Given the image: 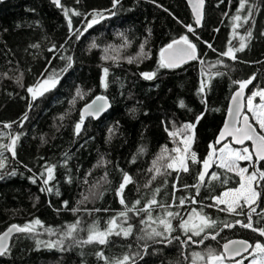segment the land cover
Masks as SVG:
<instances>
[{
  "label": "trees",
  "instance_id": "16d2710c",
  "mask_svg": "<svg viewBox=\"0 0 264 264\" xmlns=\"http://www.w3.org/2000/svg\"><path fill=\"white\" fill-rule=\"evenodd\" d=\"M239 5L240 0H204L196 28L184 0H119L115 7L113 0H59V5L48 0L0 1V144L19 137L15 156L0 149L5 163L0 169V233L13 223L41 221L35 232L10 239L0 264H115L125 255L134 264H193V253H200L205 260L199 264L205 263L209 250L222 253V243L230 238L264 244L258 232L235 223H246V215L221 211L214 204V197L239 184L235 173L212 165L198 193L194 187L210 145L218 147L215 138L237 82L251 80L247 95L264 89V0H247L239 11L241 19L235 21ZM97 12L105 19L87 28ZM182 36L196 45L197 58L175 68L161 67L160 50ZM122 42L127 43L122 48L125 58L107 60L105 46ZM241 42L245 47L234 52L235 59L222 55ZM61 57L72 58V67L63 73L68 61ZM53 71L61 73L58 86L33 101L27 89ZM144 73L155 75L146 79ZM98 94L107 97L108 111L96 120L86 119L76 133L80 107ZM185 129L193 137L190 151L198 162L189 159L188 172L165 169L161 161L162 174L149 171L165 148L179 143ZM49 166L53 178L45 185ZM257 167L264 170V161ZM213 172L217 179H212ZM125 174L132 183L124 188L121 204L117 190ZM258 190L262 196L253 225L264 227V188ZM153 197L157 204L150 211H129L126 222L119 216L134 205L144 208ZM180 198H185L184 205ZM193 210L216 225L199 236L185 233L179 225ZM168 211L179 215L167 217ZM113 218L123 228L130 224L132 233L116 235L118 227L104 245L82 243L92 226L105 231ZM162 218L171 220V234L140 239L153 228L163 231ZM77 221L73 236L65 238ZM169 235L179 239L169 243ZM188 236L192 241L184 243ZM49 242L56 246L46 247Z\"/></svg>",
  "mask_w": 264,
  "mask_h": 264
},
{
  "label": "snow or ice",
  "instance_id": "6c2138e0",
  "mask_svg": "<svg viewBox=\"0 0 264 264\" xmlns=\"http://www.w3.org/2000/svg\"><path fill=\"white\" fill-rule=\"evenodd\" d=\"M55 2L59 5V0H55ZM204 0H196V4L194 5V12L196 13V21L200 22L202 18V13L200 9L202 8ZM247 0H240V5L238 9V14L233 17L235 21H239L241 16L239 15V11L245 8ZM119 3V0H113V6ZM65 15L68 16V10L65 9ZM75 15H80V13L75 12ZM113 15L115 13H112ZM249 15H251V9H249ZM105 19V16L102 13H94L93 18L88 22L87 28H91L94 24L99 23L101 20ZM247 21V17L244 18ZM69 26L71 27V19L68 21ZM238 26V25H234ZM87 28L85 31H87ZM189 30L191 31V27L189 26ZM80 33L79 35H82ZM250 35V33H249ZM79 38V36H77ZM93 47L96 45L93 44ZM245 47V44L241 42L240 47L237 49H233L229 47V49L222 53L224 56H229L232 59H235L234 52L242 51ZM141 51L143 52V46H141ZM196 57V45L191 43L187 36L180 37L179 40H173L170 44L166 46V48L161 50V59L160 66L165 68H175L180 64L185 63L187 60H195ZM61 59H67L68 63L64 69L61 70V73L66 72L69 68L72 67V58L71 57H61ZM131 62V59H129ZM61 73H56L53 71L51 74L47 75L42 81H38L35 86L29 87L27 90L31 94V98L33 101L37 100L39 97H43L46 93L55 89L59 82ZM108 69H104L105 79L102 80L104 86H107L106 77H107ZM146 79H152L155 73H144L143 74ZM239 83V91L235 93L233 96V105L229 109L230 120L224 126V129L220 132V140L225 139L226 137H232L237 144H244L245 141H251L253 145L254 151H250L248 147H244L242 149H234L229 146V144H224L222 148L219 149V155L217 156V150L214 145H210L211 151L207 158L202 161L203 170H201L198 174V183L194 185L199 192L200 184H203L205 181V176L208 175V169L212 166L213 163H219V167L226 169L228 172H235L240 177L239 187L228 189L222 193L220 196H216L213 199L216 201L217 205H226V208L221 209V211H227L236 215H246L247 222H243L241 220H237L235 223L239 224L241 227L251 229L254 232H258L260 236L264 237V227H254L253 225V215L257 214V202L262 196V192L258 189L264 188V170H261L257 165L264 161V135H261L257 132L256 128L249 122L248 115L244 114L241 120L242 111L245 107L244 104L240 102V99L243 95V90L245 87L251 83V80L240 81ZM201 91H203V85L201 87ZM77 96L83 98V93H81L80 89H77ZM260 98V104L254 105L253 99L255 97ZM74 102V101H73ZM31 106V105H30ZM107 99L103 96L96 97L90 104H87L81 113V120L76 124V131L79 133L81 126L83 124L85 115L99 116L105 109L108 107ZM247 109L249 112L253 114V117L256 120V123L259 125L260 129H264V89L252 92L251 96L247 97ZM25 119H27V115H25ZM200 119L199 117L197 118ZM5 127H10V125H6ZM186 129L194 128V125H186ZM177 133H172V135H176ZM19 137L11 138L10 144H0V149H6L12 152V155L15 156V145ZM193 140L192 136H187L183 140L184 149L181 151L180 149H173V152L178 153L175 156L169 155L167 157V161L164 165L165 169H172L174 171H183L188 172V160L191 159L193 163H197V156L195 152L190 151V145ZM217 141V143L220 142ZM167 149L165 148L161 155L157 157L156 160L153 161V168L149 171H155L157 174L161 173V167L158 166L159 161L165 159V153H167ZM253 156H255V161H253ZM239 161H249L250 166L253 169L249 173V169L246 167H240ZM5 167L3 154L0 153V169ZM47 172V179H44L43 183L47 185L50 180H52L53 176V166H49L45 170ZM15 174V173H13ZM212 179H217V174L213 172L211 174ZM155 179V177H153ZM35 179H33V183H35ZM129 183H132V177L125 174L123 178V182L120 185V188L117 190V194L120 195V203L124 204L123 198V190ZM187 187V186H186ZM41 191H52L50 188H42ZM157 192L159 189L156 190ZM59 195V192L56 193ZM67 202H65L66 204ZM140 201H137L136 204H139ZM180 205L185 204V198L179 199ZM157 201L155 197L149 200L148 203L142 209H136L135 205L132 209L126 208L125 211L119 213L121 218H124L125 222L128 219L129 211H150L153 205H156ZM247 210V211H245ZM74 211H76L74 209ZM167 217L178 216L179 213H173L171 211L167 212ZM151 220V215L148 217ZM144 223V221H141ZM159 223L164 226L163 231H157L155 228L151 230V232H147L144 236H141L140 239L154 240L156 237H163L165 233L171 234L174 231L171 220L167 218H162L159 220ZM41 221L36 219L29 224L24 226L11 225L8 230L0 235V256L7 255L9 252V246L7 244V240L11 233H33L36 230V226L40 225ZM77 224L70 225L67 232L64 234L65 238L72 237L74 231L77 229ZM216 225V221L211 220L206 215L196 212L193 210V215L188 220H182L179 227L184 230L185 233L191 232L193 235L199 236L202 232L207 228H212ZM120 228L119 231H115L116 228ZM224 227H233L232 224H225ZM50 233L53 231L52 229H47ZM115 231L116 235H124L129 236L132 233V226L129 224L127 228H123L117 224L116 218H113L109 222V227L105 231L98 230L95 226H92L89 229V235L87 240L82 243H99L104 245L107 243V237ZM215 238L214 236L212 237ZM169 243H171L172 239H179V237H171L170 235L166 237ZM192 241V236L187 237V243ZM203 241H200L202 243ZM40 241H37V246L39 247ZM57 243H63V240L58 241ZM46 247H55L56 244L49 242L45 245ZM147 245L145 244V249ZM252 249L256 254L257 259H253L251 264H264V244L260 242H256L255 245H251L248 241L244 240H230L226 244H224L222 253H216L213 250H209L206 257V264H225V260L240 256L243 252H247L249 249ZM99 256L103 257V253H98ZM194 259L193 264H197V261H204L205 256L200 253H193ZM132 261V257L129 255H125L121 260L115 262V264H129ZM134 264V261H132ZM236 264H242V261H237Z\"/></svg>",
  "mask_w": 264,
  "mask_h": 264
},
{
  "label": "rangeland",
  "instance_id": "374dc122",
  "mask_svg": "<svg viewBox=\"0 0 264 264\" xmlns=\"http://www.w3.org/2000/svg\"><path fill=\"white\" fill-rule=\"evenodd\" d=\"M126 44H127V43H125V42H122V43H120V44H113V45H109V44H107V45L105 46L107 50H106V52H104V53H105V54H104V57H105L107 60H111V61H119V60H121V59L125 56V54H124L125 51L122 50V48H123ZM137 56H138V54H137ZM132 57H134V56H132ZM124 58H125V57H124ZM126 58H129V56H126ZM252 92H255V91H251V92H249L248 95L246 96V99H245V113H246L248 116H250V117L252 118L253 122L257 125V127L259 128V130H260L262 133H264V129H260L259 125L256 123L255 118L253 117V114H252L251 112H249L248 109H247V107H246V105H247V97L251 96ZM253 103H254V105H257V106H258V105L260 104V98H259L258 96L255 97V98L253 99ZM183 133H184L183 135H180V136H179V138H180L179 143H178V141H175V143L173 144L172 147H170V148H166L168 151H167V153H165V159H164V160H161L162 164H164L165 162H168V161H167V157H168L169 155L175 156V155L178 154V153L173 152V149H180L181 151L184 149V143H183V140L185 139L186 135H187V136H191V133H190V130H186V129L184 130ZM224 144H229V146H230L231 148H234V149H242V148H244V147H248L249 150L251 151L250 146L247 145V144H243L242 146L236 147V146H233L229 141H226V142L223 143L222 145H219L218 147H216V150H217L216 155H217V156L219 155V149L222 148V147L224 146ZM210 151H211V149H209L206 158L208 157ZM162 164H161V165H162ZM161 165H158V166H161ZM212 165L219 166V163H218V161H217V162L213 163ZM239 165H240V167H246V168H248V169H249V173L252 171V168H251V166H250V162H249V161H239ZM223 169H224V168H223ZM202 170H203V164H202ZM233 173H235V172H233ZM235 174H236V173H235ZM236 175H237V174H236ZM237 176H238V175H237ZM238 177H239V176H238ZM239 179H240V177H239ZM239 182H240V181H239ZM237 187H239V184H238L236 187H234V188H237ZM229 189H232V188H229ZM226 190H228V189H226ZM226 190L222 191V192L220 193V195H222V193L225 192ZM220 195H219V196H220ZM213 201H214V204H215L216 207H218V208H222V209H223V208H226V205H217V204H216V201H215L214 199H213ZM191 217H192V216H191ZM188 219H190V217H188ZM254 245H255V243L253 244V246H254ZM246 256H249V258H248L247 260L245 259ZM244 259H245V260H244ZM253 259H257V256H256V254L253 252V250L251 249L250 252H249L248 254H246L245 256H242L241 258H239V259H237V260H234V261H226V260H225V264H236L237 261H242V264H251V261H252ZM199 264H206V261H205V263L202 262V263H199Z\"/></svg>",
  "mask_w": 264,
  "mask_h": 264
},
{
  "label": "water",
  "instance_id": "95a60500",
  "mask_svg": "<svg viewBox=\"0 0 264 264\" xmlns=\"http://www.w3.org/2000/svg\"><path fill=\"white\" fill-rule=\"evenodd\" d=\"M0 1H1V2H5V1H9V0H0ZM48 1H49L51 4L57 5V3L55 2V0H48ZM184 1H185V3H186V6H187V8H188L190 14H191V17H192V19H193V23H194L195 27H196V28H199L200 25H201L202 18H201L200 22L197 23V21H196V13H195L194 10H193L194 5L196 4V0H184ZM203 7H204V2H203V5H202V8L200 9V11H201V13H202V16H203ZM190 27H191V26H190ZM187 28H188V30H189V26H188ZM191 29H192V27H191ZM177 40H179V39H177ZM169 44H170V43H169ZM166 46H167V45H166ZM166 46H164L162 49L166 48ZM162 49H161V50H162ZM161 50H160V53H159L160 59H161ZM196 57H197V50H196ZM191 61H193V60H187L185 63H188V62H191ZM185 63H182V64H180L179 66H181V65H183V64H185ZM237 91H239V88L235 89V90L232 92V94L230 95V98H229V100H228L227 109H226V113H225V116H224V119H223V123H222V125H221V127H220V129H219V131H218V133H217V135H216V138H215V143H216L218 146H219V145H222V144L225 143L226 141H229L233 146H236V147H239V146H242V145H243V144H237V143L234 141V139H233L232 137H226L225 139L220 140V132L224 129L225 124H226L227 122H229V120L231 119V118H230V115H229V109H230L231 107H234L232 98H233V96L235 95V93H236ZM246 95H247V92H246V89H244V90H243V95H242V97H241V99H240V102H241L242 104H244V105H245ZM98 96H103V97H105V98L107 99L106 96H104V95H102V94H98V95H95L90 101H88L87 103L83 104V105L80 107L79 112H78V113H79V122H80V120H81V113H82V110L85 108V106H86L87 104H90V103H91L93 100H95L96 97H98ZM107 103H108V105H109V101H108V99H107ZM109 107H110V105H109V106L105 109V111H103L98 117H97V116H92V115H85V116H84L83 123H84V121H85L86 119H88V118H91V119H93V120L98 119V118L101 117L106 111H108ZM244 108H245V107H244ZM244 108H243V111H242L241 120H242V118H243V115L246 114V113L244 112ZM246 115H247V114H246ZM248 117H249V116H248ZM79 122H78V123H79ZM249 122L251 123L250 119H249ZM251 124H252V123H251ZM252 125H253V124H252ZM253 127H254V126H253ZM75 130H76V127H75ZM257 132H258V131H257ZM76 133H77V131H76ZM258 133H259V132H258ZM218 140H220L219 143H217ZM246 143L249 144L251 151H254V149H253V145H252V142H251V141H245L244 144H246ZM253 157L255 158V156H253ZM11 225H14V223L8 225V226H7V227H6V228L0 233V235H2L3 233H5ZM15 225H17V224H15ZM15 234H17V232H13V233L10 234V236H9V238H8V240H7V244H8V245H9L10 239H11ZM211 237H213V236H211ZM186 240H187V239H186ZM230 240H244V241H248L247 239L239 238V237L230 238V239H228V240H226L225 242L222 243V245H221V252L224 251V249H223L224 244H226V243H227L228 241H230ZM248 243L252 245V243H251L250 241H248ZM250 250H251V248H250L247 252H243L240 256H235V257H232V258L226 259V261H234V260H237V259L241 258L242 256L248 254V253L250 252Z\"/></svg>",
  "mask_w": 264,
  "mask_h": 264
}]
</instances>
